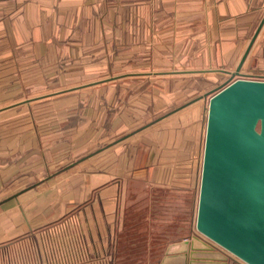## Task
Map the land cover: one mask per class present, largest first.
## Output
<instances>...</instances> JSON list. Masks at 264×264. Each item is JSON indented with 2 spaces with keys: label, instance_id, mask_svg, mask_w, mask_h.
Returning <instances> with one entry per match:
<instances>
[{
  "label": "crops",
  "instance_id": "1",
  "mask_svg": "<svg viewBox=\"0 0 264 264\" xmlns=\"http://www.w3.org/2000/svg\"><path fill=\"white\" fill-rule=\"evenodd\" d=\"M263 17L264 0H0V262L73 214L103 252L133 202L194 211L196 135L224 85L196 82L236 70ZM241 73L264 79V23Z\"/></svg>",
  "mask_w": 264,
  "mask_h": 264
},
{
  "label": "water",
  "instance_id": "2",
  "mask_svg": "<svg viewBox=\"0 0 264 264\" xmlns=\"http://www.w3.org/2000/svg\"><path fill=\"white\" fill-rule=\"evenodd\" d=\"M263 23L228 71L236 77L210 94L196 218L204 237L170 244L167 257L184 258L177 264H228L214 243L248 264H264V79L241 76Z\"/></svg>",
  "mask_w": 264,
  "mask_h": 264
},
{
  "label": "rangeland",
  "instance_id": "3",
  "mask_svg": "<svg viewBox=\"0 0 264 264\" xmlns=\"http://www.w3.org/2000/svg\"><path fill=\"white\" fill-rule=\"evenodd\" d=\"M245 75V74H242ZM209 79L197 80V86L201 85V82H208L203 84L204 88L219 86L226 84L229 80L235 78L231 74L229 76L222 74L207 75ZM246 77L257 78V76L245 75ZM218 89V88H217ZM216 90V89H215ZM200 91V90H198ZM144 109V108H142ZM159 113L155 111H141L140 112V125L145 126L142 129L143 137L148 140L149 143L155 142L156 139V127L157 121L155 120ZM207 120V119H206ZM177 126L180 125L179 121H175ZM206 126V124H205ZM162 126L160 125V129ZM206 130V127H205ZM198 133V132H197ZM163 134L164 141H167L168 132L157 134L161 137ZM153 137V138H151ZM196 159H195V175H196V206L194 211L191 207H187L186 204L180 200L171 205L161 207H143L140 202H133V205L126 209L124 221L116 223L112 229L110 237V248L114 252L115 264H162L172 263L177 264L184 260L183 256L176 258L175 256L167 257V249L170 244L189 239L192 234L201 235L196 228L198 197L200 189V179L202 170L203 150L205 131L202 136L199 133L196 135ZM168 195L167 198H169ZM146 212L153 213L149 218L146 216ZM148 213V214H149ZM174 215L171 218L169 215ZM73 220L81 225L84 232V238L88 242L90 249H92L91 239H88L85 233V224L81 221L79 216L75 214L70 215ZM169 220H173L170 222ZM58 223V222H57ZM183 235L187 237L182 238ZM203 236V235H201ZM204 237V236H203ZM207 239V238H206ZM217 250L221 251L228 257V264H248L236 255L225 250L220 245L214 243ZM107 251V250H104Z\"/></svg>",
  "mask_w": 264,
  "mask_h": 264
},
{
  "label": "built area",
  "instance_id": "4",
  "mask_svg": "<svg viewBox=\"0 0 264 264\" xmlns=\"http://www.w3.org/2000/svg\"><path fill=\"white\" fill-rule=\"evenodd\" d=\"M113 252L90 249L81 225L66 216L8 243L0 264H115Z\"/></svg>",
  "mask_w": 264,
  "mask_h": 264
}]
</instances>
